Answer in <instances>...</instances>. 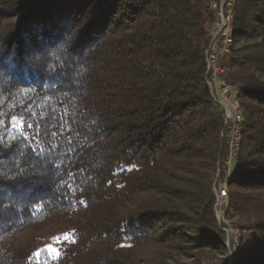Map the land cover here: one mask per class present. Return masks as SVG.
I'll return each instance as SVG.
<instances>
[{"label": "trees", "instance_id": "trees-1", "mask_svg": "<svg viewBox=\"0 0 264 264\" xmlns=\"http://www.w3.org/2000/svg\"><path fill=\"white\" fill-rule=\"evenodd\" d=\"M233 1L244 122L228 214L253 238L229 264H264V0ZM215 18L210 0H0V264L226 251L224 116L205 81Z\"/></svg>", "mask_w": 264, "mask_h": 264}, {"label": "built area", "instance_id": "built-area-1", "mask_svg": "<svg viewBox=\"0 0 264 264\" xmlns=\"http://www.w3.org/2000/svg\"><path fill=\"white\" fill-rule=\"evenodd\" d=\"M216 18L209 31V43L205 52L206 84L210 94L224 116V138L226 153L218 163L216 179L213 184L214 215L218 227L224 232L226 253L221 256L223 264L230 263L241 255L240 228L227 219L229 196L227 184L230 180L237 154L240 149L244 117L240 108L239 86L228 79L227 58L234 44L233 38V0H210ZM220 260L217 264H222Z\"/></svg>", "mask_w": 264, "mask_h": 264}, {"label": "rangeland", "instance_id": "rangeland-1", "mask_svg": "<svg viewBox=\"0 0 264 264\" xmlns=\"http://www.w3.org/2000/svg\"><path fill=\"white\" fill-rule=\"evenodd\" d=\"M227 219L230 220L234 225L238 226L240 228L241 238L243 237V243L242 240L240 242L241 246L245 242L250 241L253 238V235L251 231L243 229V218L242 216L238 214H228ZM55 231H58V226L55 225L53 227L46 228L43 231V234H46V236H49L50 234L54 233ZM47 239H44L42 243H46V246L49 245L48 242H46ZM44 243V244H45ZM183 248H186L182 252H174L166 249H161L158 247L159 254H154V258L151 261H154L155 264H217L220 260L221 262V256H224L226 251L222 254L220 250H212L209 248H199L195 249L192 248L190 245H187V243L182 245ZM155 249V248H154ZM242 254V253H241ZM240 256V255H239ZM234 260V259H233ZM225 261L221 262L222 264Z\"/></svg>", "mask_w": 264, "mask_h": 264}, {"label": "snow or ice", "instance_id": "snow-or-ice-1", "mask_svg": "<svg viewBox=\"0 0 264 264\" xmlns=\"http://www.w3.org/2000/svg\"><path fill=\"white\" fill-rule=\"evenodd\" d=\"M19 119V117H12V121H17ZM10 126L16 127V124L12 123ZM23 127H25V122L23 120H20V128L22 129Z\"/></svg>", "mask_w": 264, "mask_h": 264}, {"label": "water", "instance_id": "water-1", "mask_svg": "<svg viewBox=\"0 0 264 264\" xmlns=\"http://www.w3.org/2000/svg\"><path fill=\"white\" fill-rule=\"evenodd\" d=\"M213 194H215V190H213ZM229 264V263H228Z\"/></svg>", "mask_w": 264, "mask_h": 264}, {"label": "bare ground", "instance_id": "bare-ground-1", "mask_svg": "<svg viewBox=\"0 0 264 264\" xmlns=\"http://www.w3.org/2000/svg\"><path fill=\"white\" fill-rule=\"evenodd\" d=\"M228 62V61H227Z\"/></svg>", "mask_w": 264, "mask_h": 264}]
</instances>
